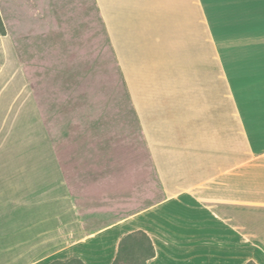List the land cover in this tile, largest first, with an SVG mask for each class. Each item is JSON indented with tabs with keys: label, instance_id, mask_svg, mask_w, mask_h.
I'll use <instances>...</instances> for the list:
<instances>
[{
	"label": "crops",
	"instance_id": "0c3cea01",
	"mask_svg": "<svg viewBox=\"0 0 264 264\" xmlns=\"http://www.w3.org/2000/svg\"><path fill=\"white\" fill-rule=\"evenodd\" d=\"M92 1L133 125L124 141L99 125L103 157L80 169L58 155L77 120L50 37L73 34L90 0H0V264L84 261L89 242L112 264L139 231L154 250L146 264H264V0ZM28 19L49 41L27 69ZM114 140L132 156L144 147L146 165L122 172L105 155Z\"/></svg>",
	"mask_w": 264,
	"mask_h": 264
},
{
	"label": "rangeland",
	"instance_id": "374dc122",
	"mask_svg": "<svg viewBox=\"0 0 264 264\" xmlns=\"http://www.w3.org/2000/svg\"><path fill=\"white\" fill-rule=\"evenodd\" d=\"M20 15L27 17L23 14ZM26 23L29 28L27 30L28 33L20 36L19 42L21 48L18 50L17 54L28 69L30 68L28 66L31 64L29 59L33 58L34 47L42 50V46L49 41V35L42 36L40 33L39 35L32 34L34 20L28 19ZM1 27L2 25L0 22V30ZM51 38L58 44V59L60 62L61 60H65L66 62V64H64L66 66L58 68V76L73 78V80H68L69 82L66 84L59 83L58 86H68V90L72 92L73 99H62V101L65 102L67 100L66 105H68V102L72 103V114L77 120L69 131L70 134L66 138L63 135L64 137H62L63 139L60 141L57 148L58 155L60 157L59 159H63L64 153L72 152V156H74L72 160L74 168L80 167V169H83V166L88 167L92 164L91 162H94L93 164L96 165L95 161L103 157V150L105 148L103 144L104 139H97L95 132L92 131H96V128L100 125L107 139H110V135L112 138L114 135L113 133H116L117 136L119 134L122 135L124 141V138L129 137V127L130 124L133 125V123H131L133 119H131L119 70L114 62L107 36L92 0H90L89 17L85 18L83 21L79 20V25H77V28L75 27V32L73 34L67 36L51 35L50 39ZM46 69L47 68L43 69L44 73ZM58 86L56 90L59 92ZM41 89L43 91H49L53 89V87L52 84L47 82L42 83ZM59 119H61L59 123L63 125L60 128L61 131L59 130V133H61L64 132V124L68 123L69 125V120L65 115L59 116ZM81 123H87L86 127L90 128L91 135L94 137L84 134L85 130L83 131L82 128L79 127L83 126ZM106 145L109 146L111 150L110 153H106L105 155L110 156L117 164L120 163L119 165L121 166L122 172L124 168H128L130 173L135 166L134 162H136V160H139V163H143L144 166L146 165L148 156L144 147L139 146L138 156H132L133 152L132 155H130V151L133 150L132 145L123 144L122 141L118 140H114L112 144L106 143ZM119 172L120 170L116 169L117 175ZM142 172H144V170H142L141 173L140 169L135 170L138 179L144 176L145 172ZM118 176H121V178L125 180L128 178V176L123 173ZM4 216L10 217L11 212L6 213ZM97 245V242H89V244H86L83 248V256L85 257L83 260L86 264L98 263L96 259ZM79 248V244L75 242V249ZM74 259L78 260L79 258L75 255ZM74 259L63 264H82L80 262H84L81 259H79L80 262ZM140 260H131L130 264H142ZM1 261L5 262V259ZM85 262L83 264H85Z\"/></svg>",
	"mask_w": 264,
	"mask_h": 264
},
{
	"label": "trees",
	"instance_id": "16d2710c",
	"mask_svg": "<svg viewBox=\"0 0 264 264\" xmlns=\"http://www.w3.org/2000/svg\"><path fill=\"white\" fill-rule=\"evenodd\" d=\"M2 32V31H1ZM154 255V250L147 236L142 232L130 233L119 242L117 255L112 264H130L131 260H140L146 264V260ZM79 261L80 260H76ZM83 264V262H80ZM132 264V263H131ZM140 264V263H138ZM249 264H252L249 262Z\"/></svg>",
	"mask_w": 264,
	"mask_h": 264
}]
</instances>
